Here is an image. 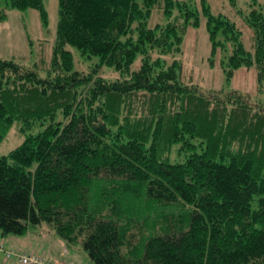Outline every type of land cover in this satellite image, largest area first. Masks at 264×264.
Wrapping results in <instances>:
<instances>
[{"label": "trees", "instance_id": "obj_1", "mask_svg": "<svg viewBox=\"0 0 264 264\" xmlns=\"http://www.w3.org/2000/svg\"><path fill=\"white\" fill-rule=\"evenodd\" d=\"M5 1L0 22L10 8L38 9L47 22L43 0ZM201 1L213 53L234 46L228 74L256 65L264 78V12L252 9L245 17L252 53L235 22ZM59 6L47 78L39 65L0 59V141L15 120L26 127L51 121L0 155L2 233L24 235L47 224L96 264H264V103L206 95L183 80L180 62L165 66L152 58L156 50H180L183 40L178 22L150 28L153 10L171 16L177 7L195 26L199 11L180 0H59ZM67 45L99 57L96 68L73 71ZM138 56L141 67L131 72ZM104 65L128 76H97ZM59 111L63 120L56 121ZM174 151L185 152V160L171 162ZM160 205L178 212L147 223V234L140 230L136 239L133 215Z\"/></svg>", "mask_w": 264, "mask_h": 264}, {"label": "rangeland", "instance_id": "obj_2", "mask_svg": "<svg viewBox=\"0 0 264 264\" xmlns=\"http://www.w3.org/2000/svg\"><path fill=\"white\" fill-rule=\"evenodd\" d=\"M43 1L47 11V22L44 21L41 11L38 9L20 10L10 8L7 10L8 18L4 22H0V59L14 60L27 68L39 65L40 77L47 78L48 70L54 63L55 48L58 44L60 6L59 0ZM180 1L188 2L199 11L200 23L197 26L192 25V23L187 24L186 16H182L177 7L171 16H166L160 9H154L149 19V27L165 26L170 22H178L183 40L180 50L167 54L159 53L157 50L153 51V60L160 58L165 66H169L176 61L180 62L183 80L188 84L197 85L200 91L206 95L219 97L218 94H220V98L225 101L240 100L252 104L264 103V78H260L257 66H242L236 69L232 75H229L228 61L233 54L234 46L228 42L226 49L219 48L214 54L207 29V16L203 12L202 1ZM6 5V1L2 0L1 6ZM208 5L211 13L215 16L223 15L235 22L241 31V40L245 49L254 53L253 30L246 23L245 17L252 9H259L264 12V0H208ZM184 11H187L185 7ZM192 18L191 21H194ZM66 48L73 53V71L88 73L96 68L99 57L83 55L79 49L72 45H67ZM141 64L142 58L138 56L130 71L139 70ZM97 76L106 80L116 81L127 77L128 74H122L113 67L104 65L99 69ZM58 120H63V115L60 111L56 116V121ZM50 122V120H47L43 124L33 123L26 127L24 120H15L4 139L0 141V155H8L13 149L20 146L27 136L37 135L44 131ZM195 142L197 143L198 141L195 140ZM185 157V152L178 153L174 151L170 155V161L173 163L183 162ZM134 204H138L135 199ZM171 206L160 205L155 207L156 209L153 212H149L146 209L147 215L144 217L133 215L134 223L132 228L140 226V229H134L133 231L136 239H139L141 235L140 230H142L143 234H147V230L143 229L149 226L147 223H156V219L166 221L168 218L174 217V214H177L178 211ZM48 230H52L54 233ZM52 236L55 239L59 238L47 224L32 226L24 235H4L0 229V245L20 254L21 252L35 253L45 257L46 254H44L45 250L43 249L50 244ZM68 249L70 254H67L62 259L73 264H96L81 246ZM0 263L20 264L17 258H6L3 255H0Z\"/></svg>", "mask_w": 264, "mask_h": 264}, {"label": "crops", "instance_id": "obj_3", "mask_svg": "<svg viewBox=\"0 0 264 264\" xmlns=\"http://www.w3.org/2000/svg\"><path fill=\"white\" fill-rule=\"evenodd\" d=\"M48 231L54 233L52 230H48ZM50 240H51L50 244L46 245L45 249H43L45 250L44 254H46L47 258L46 256L45 257L43 256V257L46 260L53 261V262H65L66 260L62 258H64L67 254H70L68 247L59 238L55 239L54 236H52ZM26 254L34 255L35 253H26ZM0 255L4 256V254H0Z\"/></svg>", "mask_w": 264, "mask_h": 264}, {"label": "built area", "instance_id": "obj_4", "mask_svg": "<svg viewBox=\"0 0 264 264\" xmlns=\"http://www.w3.org/2000/svg\"><path fill=\"white\" fill-rule=\"evenodd\" d=\"M0 253H3L7 258L16 257L21 264H69L65 262H53L46 260L44 257L39 255H31L26 253H17L13 250H8L0 245Z\"/></svg>", "mask_w": 264, "mask_h": 264}]
</instances>
